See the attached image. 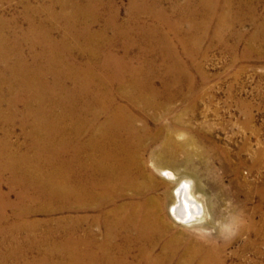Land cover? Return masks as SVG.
Wrapping results in <instances>:
<instances>
[{
  "label": "bare ground",
  "instance_id": "1",
  "mask_svg": "<svg viewBox=\"0 0 264 264\" xmlns=\"http://www.w3.org/2000/svg\"><path fill=\"white\" fill-rule=\"evenodd\" d=\"M12 1L0 0V264H262L228 260L225 227L170 217L217 227L196 156L212 170L218 153L196 149L211 135L191 123L206 100L193 70L204 40L235 51L243 15L252 55L264 0H128L125 14L117 0H16L2 13Z\"/></svg>",
  "mask_w": 264,
  "mask_h": 264
},
{
  "label": "rangeland",
  "instance_id": "2",
  "mask_svg": "<svg viewBox=\"0 0 264 264\" xmlns=\"http://www.w3.org/2000/svg\"><path fill=\"white\" fill-rule=\"evenodd\" d=\"M12 2L11 4L3 2L5 4L2 3L1 12L6 13L9 10L17 12L18 4L16 0ZM117 2L121 4L122 14H125L128 0H117ZM169 5L168 1L164 3L165 8L170 11ZM257 10L258 18H260L264 12L263 6H259ZM217 17L218 15L212 21L213 31L219 22ZM240 18L242 19L240 23L231 20L236 28L244 29L247 36L237 37V39L229 37L227 42L231 46L236 45L235 51L233 52L226 45L215 40L217 44L208 47L210 44L208 39L204 40L199 53L200 60L204 58V64L201 65L204 70L201 69V72L193 70L196 86L204 92L206 100H201L199 103L196 114L198 118L195 117L191 123L198 128L200 123L204 121V124L201 123L202 132L206 136L208 133L211 135V140L198 142L196 149L198 152L204 149L211 151V154L218 153L213 157L215 158L213 171L204 168L206 160L204 157L196 156L198 165L204 169L201 174L202 182L206 186L209 197L217 205L218 212L215 218L217 227L199 229L193 224L187 225L177 222L172 215L170 218L177 226L191 228L194 231L204 230L216 234L217 229L225 227V233L218 237V241L222 242L223 237L229 239L227 254L230 257L228 260L234 254L241 256L239 253H242L249 259L258 257L259 261L264 264V238L261 239L264 236V203L261 202V190L264 186V58L260 57L263 50L259 46L261 44L264 47V38L255 41L253 46L256 50L252 55L246 56L245 51L249 44L247 39L254 31V22L244 15ZM257 50L260 51L257 52ZM204 53L206 55L203 57ZM234 54L236 57L238 56L236 60ZM210 97L213 99L211 100ZM176 108L181 110L180 105ZM214 147H217L218 150H214ZM223 148L228 149L229 154L225 155L222 151ZM241 148L243 149L241 150ZM255 160L258 162L255 163ZM221 163L226 164L227 168L222 167ZM234 214L239 215L243 220L254 216L255 227L250 233L237 235L234 226L228 227L230 217ZM256 236H259L261 242L250 246L247 252H242L241 247H243L244 242L248 238L255 239Z\"/></svg>",
  "mask_w": 264,
  "mask_h": 264
}]
</instances>
